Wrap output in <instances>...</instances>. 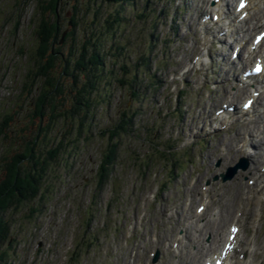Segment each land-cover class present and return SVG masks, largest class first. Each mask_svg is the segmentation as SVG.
Listing matches in <instances>:
<instances>
[{
  "label": "rangeland",
  "instance_id": "374dc122",
  "mask_svg": "<svg viewBox=\"0 0 264 264\" xmlns=\"http://www.w3.org/2000/svg\"><path fill=\"white\" fill-rule=\"evenodd\" d=\"M37 1L0 0V122L9 116L10 124L0 140L2 166L4 155L19 149L25 138L10 130L31 127L30 109L23 103L32 95L22 83L37 44ZM210 2L59 1L62 30H69L74 6L79 9L76 42L70 36L65 43L59 39V53L81 45L97 13L96 26L105 31L94 41L101 64L85 75L72 61L60 76L64 94L55 99L63 98L67 116L55 117L40 146L61 140L62 147L56 159L48 160L38 195L1 214L9 232L0 246V264H195L205 253L200 245L219 243L233 220L239 221L240 247L248 248L243 264H264V176L258 175L264 139L257 137L264 117L245 123L235 112L216 116L235 97L239 109L243 91L232 92L221 71L230 37L203 40L200 16L211 15ZM106 20H114L111 29H104ZM203 53L214 65L204 58L195 65ZM55 61L54 75L61 70V56ZM92 74L94 87L78 90ZM50 113L46 106L45 126ZM123 115L131 121L127 130L110 139L108 131ZM252 134L256 144L246 148L241 139ZM115 140L116 157L99 186L98 165ZM171 160L177 161L174 174ZM227 173L223 181L221 174ZM203 203L205 210L198 214L196 206ZM77 247L81 256L75 258Z\"/></svg>",
  "mask_w": 264,
  "mask_h": 264
},
{
  "label": "trees",
  "instance_id": "16d2710c",
  "mask_svg": "<svg viewBox=\"0 0 264 264\" xmlns=\"http://www.w3.org/2000/svg\"><path fill=\"white\" fill-rule=\"evenodd\" d=\"M60 0H38L37 6L38 10V20L36 27L34 29V35L36 39V47L33 54L30 55L32 61V68L24 77L22 83V88L26 89L27 96L31 97V101L34 103V111L27 114L30 118L31 124L34 125V133L27 139L26 137L22 140L20 148L17 149V156L12 157V159L5 162L3 158V166L0 162V246L3 241L7 238L9 232V226L2 218L1 214L6 211L9 207L19 204L21 201L33 199L38 191L42 178L47 169L48 160L56 159L59 150L62 147V141L59 140L54 144V146L49 145L48 148L42 149L40 142L44 139L45 134L49 128V124L57 119L67 116L66 113L61 110L64 103L57 101L55 96L59 94H64V83L61 81L60 76L68 69L70 62H74L75 69L88 75L91 71L95 70L97 66L101 64V56L95 49L96 39L99 35H103L104 32L98 29L96 23H98L96 14L94 13L93 28L90 31L88 37L81 43L79 47H74L75 43L68 48L66 53H59V46L57 45L64 29H61V23L59 21L58 13V3ZM115 1H131V0H111ZM89 7L86 12L89 11ZM77 7L74 6L73 12L69 17L70 28L66 30L63 36L62 43L66 42V39L70 36L72 41L76 42L74 38V31L78 26L77 20ZM96 17V19H95ZM20 16L18 15L14 27L18 26V21ZM118 20V18H114ZM112 20L109 22L106 20V28L111 29ZM67 26H69L67 24ZM14 28V29H15ZM95 41V42H94ZM91 48H89V46ZM61 56V70L54 75V69L56 66L55 59H59ZM78 82V81H77ZM96 83L94 75L77 86L80 90L81 88L90 87L93 88ZM38 89V90H37ZM37 90V92H36ZM68 90V89H67ZM36 92V93H35ZM68 93L69 90H68ZM27 100H24L23 104H27ZM47 106L48 110L54 111L53 114L50 113V118H48V123L45 126L44 121V110ZM55 108L57 109V115L55 113ZM88 108V107H87ZM34 118L37 119L33 122ZM122 116L121 123L114 127V130L110 132L109 138L112 139L115 135H118V131L127 130L126 126L130 124V118H124ZM8 116H5L1 120V124H7ZM80 126L81 124L78 123ZM0 140L4 138L5 134L2 135V130H0ZM21 149V151H19ZM44 153V155H43ZM116 157V152L114 144L109 146L106 153L102 156V161L100 164V169L98 172L99 180L98 185H102L107 178V170L110 164ZM23 163H27L28 167ZM78 255V254H77ZM76 256V255H75ZM3 259V254L0 253V260Z\"/></svg>",
  "mask_w": 264,
  "mask_h": 264
},
{
  "label": "bare ground",
  "instance_id": "6f19581e",
  "mask_svg": "<svg viewBox=\"0 0 264 264\" xmlns=\"http://www.w3.org/2000/svg\"><path fill=\"white\" fill-rule=\"evenodd\" d=\"M228 2L230 3L229 0H219L217 3H214V4L212 3L211 5H209V9L213 13L219 14V19H218V21L216 23L212 22V24L210 26V29L205 28V32H206V39L205 40L209 39V36L212 35L214 29L217 27L216 24H218L220 19H223L222 16L225 14L224 11H227L228 12V14L226 16V19L228 21V28H227L228 30L227 31H228L229 35L232 37L233 40L234 39L237 40V41H235L236 45L241 46V48H240L241 49L240 50L241 55H242L243 52L246 55L245 59H243V57L239 53H237L236 60H237V62L239 64H241L242 63V59H243L244 60L243 61L244 67H246L248 64L251 63L250 61H251L253 55L256 56V54H259L260 57H262L264 59V40H263V42L260 45H256L255 46V51H257V52H251V51H249V44H250L251 39L250 38H246L247 37V33L249 32V30H250V32H252L256 28L258 30L259 29L258 27H260V26H261V28L264 27V1H261V0H250L248 7H246V10L248 11V18L244 19V21H243V23H241V25L235 21L237 16L234 15V10H233L234 7L230 11L229 8H228V5H229ZM231 5H233V4H231ZM219 11H220V13H219ZM213 13L211 14V16L213 15ZM232 16H233V18H232ZM200 18H202V16H200ZM210 22H211V19H210ZM253 23H255L256 27H252V29H249L250 28L249 25L250 24L252 25ZM202 25L205 26L206 23L203 22ZM237 36H239V38H237ZM244 47H245V49H244ZM227 64L229 65V68L231 67V69L235 65V63L233 61H228ZM231 69L229 71H231ZM241 72H242V70H241ZM262 74H260L257 77H252V78H258ZM239 81H240V78H239ZM254 90H257V89H253L252 91H254ZM262 95H264V93H262ZM258 107H261V104L258 103ZM261 109H263V108H261ZM252 112H253V110H252ZM254 112L259 115V113L257 111L254 110ZM248 113H251V112L249 111ZM227 115H229V114H227ZM227 115H224L223 118H226ZM259 116L257 117V119L259 118ZM251 120L252 121L253 120L256 121V118L255 119H251ZM253 128H255L253 130V132H254L257 129V126H254ZM257 135H258L257 136L258 139H264V123H262V130ZM253 137H254V135L252 134V137L248 138V140L242 138L241 139V143H243V145L246 148L247 147H250V148L253 147L254 148L256 142L252 141ZM262 144L264 145V141H263ZM262 152L264 153V150H262ZM253 153H255L258 156L257 151H254ZM260 157L262 158L264 156L260 155ZM258 212H259V210H258ZM216 214H217V212H216ZM229 220H230V218H229ZM228 228L229 227H227V229H226L227 232H228ZM226 234L225 235L222 234V238H220L219 243L215 244L214 242H212L213 243L212 246L210 244H208V245H206V244L200 245L202 247V249L203 248L205 249V253L204 252L201 253V254L199 253L200 255H198V262H199L200 259L204 258L205 256H212L213 254H219V252H221L220 251V247L222 245L223 240H225V238H226ZM244 253L248 254V248L244 249ZM243 263H244V259H242V260L238 259L235 262V264H243Z\"/></svg>",
  "mask_w": 264,
  "mask_h": 264
},
{
  "label": "flooded vegetation",
  "instance_id": "af4514ba",
  "mask_svg": "<svg viewBox=\"0 0 264 264\" xmlns=\"http://www.w3.org/2000/svg\"><path fill=\"white\" fill-rule=\"evenodd\" d=\"M24 100V99H23ZM30 104L32 105V108L30 107ZM27 105H28V107L27 108H29L30 109V111L29 112H32V111H34V109H35V107H34V103L33 102H28L27 103ZM21 106H18V108L16 109V110H21ZM28 109V110H29ZM14 110V109H13ZM27 114H29V113H27ZM9 117V116H8ZM29 117V116H28ZM30 118V117H29ZM13 119V116H12V114H10V121ZM8 121V120H7ZM7 124H1V122H0V130H2V135H4L5 137L8 135L7 134V130L6 129H4V127L5 126H7V128H8V126L10 125L8 122H6ZM30 125H31V127H29L28 125L26 126V127H22L21 129H17V130H15V129H11L10 131H11V133H14L15 132V135L16 136H20V134H21V136H24V137H26L27 139L31 136V134L28 136L27 134H25V132H28V131H35L34 129V125L33 124H31L30 123ZM14 130V131H13ZM19 131H21V133H19ZM1 135V134H0ZM11 154V155H10ZM10 154H5L4 155V157H5V159H7V160H5V162H8V160H10V159H12V157H14V156H17L18 154H17V152H12V153H10Z\"/></svg>",
  "mask_w": 264,
  "mask_h": 264
},
{
  "label": "water",
  "instance_id": "95a60500",
  "mask_svg": "<svg viewBox=\"0 0 264 264\" xmlns=\"http://www.w3.org/2000/svg\"><path fill=\"white\" fill-rule=\"evenodd\" d=\"M68 25H70V23H68ZM65 33H66V30H64V31L62 32L61 37H60V42L62 41L63 36L65 35Z\"/></svg>",
  "mask_w": 264,
  "mask_h": 264
},
{
  "label": "snow or ice",
  "instance_id": "6c2138e0",
  "mask_svg": "<svg viewBox=\"0 0 264 264\" xmlns=\"http://www.w3.org/2000/svg\"><path fill=\"white\" fill-rule=\"evenodd\" d=\"M241 7H243V2L241 3ZM260 70V68H259V66L257 67V71H259Z\"/></svg>",
  "mask_w": 264,
  "mask_h": 264
}]
</instances>
